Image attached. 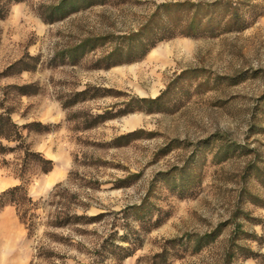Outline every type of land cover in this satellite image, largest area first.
I'll list each match as a JSON object with an SVG mask.
<instances>
[{
  "label": "rangeland",
  "instance_id": "obj_1",
  "mask_svg": "<svg viewBox=\"0 0 264 264\" xmlns=\"http://www.w3.org/2000/svg\"><path fill=\"white\" fill-rule=\"evenodd\" d=\"M64 1L0 0V114L28 126L0 194L25 147L54 164L27 165L34 237L0 211V264H264V0ZM215 2L198 36L163 8Z\"/></svg>",
  "mask_w": 264,
  "mask_h": 264
},
{
  "label": "trees",
  "instance_id": "obj_2",
  "mask_svg": "<svg viewBox=\"0 0 264 264\" xmlns=\"http://www.w3.org/2000/svg\"><path fill=\"white\" fill-rule=\"evenodd\" d=\"M23 0H6V5H10L14 2H20ZM69 0H65L62 3V6L58 7L57 10H61L64 8V4L68 3ZM6 5L1 6L0 5V18L6 16L8 9L6 8ZM187 8V14L185 18V26L184 30L182 32L185 36H198L200 34H203L207 31H214L216 27V18H213V13L216 11V9L219 7V2H215L208 5H203L200 3L194 4V3H174V4H165L163 8L165 9H182ZM73 13L72 11H69L68 13L64 14L63 17H66V15ZM209 13L207 16H204L205 14ZM169 15V14H168ZM168 17V20H172L173 16H166ZM221 26V24H219ZM237 30H244V26H238L236 28ZM226 30V29H225ZM232 30V29H229ZM153 49L152 51H154ZM141 58V57H140ZM166 92L162 93L160 96H158L155 99H141V102L143 103H149V104H159L163 98ZM40 125V124H39ZM28 126H19L16 124L10 114L1 113L0 114V140H6L8 142H24V135L22 133V129L27 128ZM1 154H8L9 152H15L14 148H2ZM23 164L21 165V169L19 170V174H17L18 178L21 181V184L14 186L12 188L7 189L6 191L2 192L0 194V211L4 209L5 207L12 206L15 207L17 211V215L19 217V220L21 223L25 226L26 230L28 231V237L32 238L37 232L39 223L37 222L40 216L37 214V211L40 209V204L30 196L27 185L25 183V174L27 171V165L30 164V162H36L44 165L42 166V172L43 173H49L54 169V164L50 160H46L42 154L35 153L31 151L30 148L25 147V150H23ZM46 165V166H45ZM138 209V208H137ZM85 217V218H84ZM79 216L76 217L78 220L85 219L87 221H90L92 219H88L87 216ZM77 220V221H78ZM74 224V222H71ZM76 223V222H75ZM209 237V236H208ZM54 256L45 255L42 252H37L34 259L32 260V264L35 262V260H41L45 261L47 259H51Z\"/></svg>",
  "mask_w": 264,
  "mask_h": 264
},
{
  "label": "bare ground",
  "instance_id": "obj_3",
  "mask_svg": "<svg viewBox=\"0 0 264 264\" xmlns=\"http://www.w3.org/2000/svg\"><path fill=\"white\" fill-rule=\"evenodd\" d=\"M168 50V49H167ZM170 50V49H169ZM160 60V59H159ZM163 61V60H162ZM128 120V119H127ZM128 123V122H127ZM125 124V123H124ZM54 181V180H53Z\"/></svg>",
  "mask_w": 264,
  "mask_h": 264
}]
</instances>
